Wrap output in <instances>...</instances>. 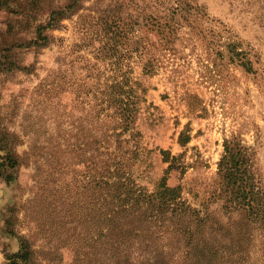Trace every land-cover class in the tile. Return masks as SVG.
<instances>
[{
    "label": "rangeland",
    "instance_id": "1",
    "mask_svg": "<svg viewBox=\"0 0 264 264\" xmlns=\"http://www.w3.org/2000/svg\"><path fill=\"white\" fill-rule=\"evenodd\" d=\"M226 145L264 190V0H0V264L24 246L22 264H185L187 226L218 264H264V225L219 174ZM173 157L169 184L203 227L157 229L148 254L147 231L118 246L98 183L124 176L119 215L137 226Z\"/></svg>",
    "mask_w": 264,
    "mask_h": 264
},
{
    "label": "trees",
    "instance_id": "2",
    "mask_svg": "<svg viewBox=\"0 0 264 264\" xmlns=\"http://www.w3.org/2000/svg\"><path fill=\"white\" fill-rule=\"evenodd\" d=\"M237 54L241 55L240 52ZM246 67L250 71L253 70L251 68L250 60L246 61ZM118 86L120 89L118 96L124 97L119 102L120 105L118 108L121 109L120 118L123 119V122L126 125V127H124L125 130L129 126V123L134 121V115L132 111H129L131 108L130 102L132 101L134 90L132 89L133 86L130 84L129 78H127L126 75L124 79L119 82ZM114 106L111 103H107L106 116L109 117L111 115L109 110L114 109ZM187 141L188 139H181L182 144H185ZM239 154V152L233 153L232 147L226 145V154L222 157L219 164V174L225 181L227 180V185L231 187V193L236 195L235 200L241 204V209L249 213V221L264 225V190L260 185H258L257 181L254 180L253 175L251 173L250 175L248 174L249 170L242 167L245 157L243 156L241 159V157L238 156ZM166 158L169 160V157ZM170 161L171 164L168 173L160 180L157 186V191L153 193L154 195L147 194L148 199L146 200V198H142L143 194L140 190L137 192L139 194H137L136 197L133 196L137 201L139 200L138 195H140L142 198L141 201H144L147 206L148 204L151 205L148 217L144 218L145 215H143L144 219L142 218L143 220L138 222L137 226H134L129 222H123L121 220L122 215H119L122 208L124 213L127 209H130L129 203L125 201L126 197L123 199L121 198L123 194L122 188L127 184L125 182L126 179H123L124 176L111 173L110 177H107V179L104 178L98 183L100 184V187L105 190L103 191V193H105V197L103 196L101 208L110 207L112 205L108 215H106L108 231H110V233H115V231L121 230L119 231L121 233H117V236L121 237V242H119L118 246H126V243L128 242L130 244V248V246L133 245V241L141 237L139 232L141 230L147 231L150 237H144L140 244L142 250L148 254L151 252L150 248L153 245L152 235L154 236L157 234L158 238H166L165 232L161 234L157 229L164 228L166 225H172V227L174 229L176 228L179 232L182 229L180 227V223L187 222L191 225L196 218L200 223V227H203L206 219L200 215V213L194 211L193 208L182 199L181 186H172L169 184L170 171L179 168L175 157H173ZM109 169H112V167ZM110 180H114L115 182L111 183ZM112 185L118 186L116 188L118 194L110 195L109 190ZM131 191L135 194V191ZM151 196L153 197L151 198ZM115 200H119L120 202L115 203ZM141 201L140 207L145 205H141ZM163 217L166 219L164 220ZM190 228L191 227L187 226L181 232V238L186 240L183 244V247L186 248L183 254L185 264H218L217 253L213 250L215 242L212 239H208V235L204 233L203 229L198 232H194L192 228ZM189 233H191V235L188 237L187 235ZM124 249H128V246L123 248V251L121 252H124ZM162 251L164 250H160V252ZM28 257L29 251L27 247L24 246V248H22L18 253L8 255V259L11 260L8 264H22V262L28 260ZM125 258L126 255L122 253L119 264H130L129 260ZM223 258L227 260L226 264H229L231 261V254L223 255ZM169 262L170 261L160 260L157 264H170ZM243 264L246 263L244 262ZM247 264H249V262Z\"/></svg>",
    "mask_w": 264,
    "mask_h": 264
}]
</instances>
